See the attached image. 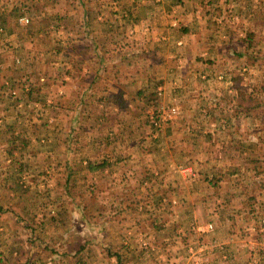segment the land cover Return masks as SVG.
<instances>
[{
	"label": "rangeland",
	"instance_id": "obj_1",
	"mask_svg": "<svg viewBox=\"0 0 264 264\" xmlns=\"http://www.w3.org/2000/svg\"><path fill=\"white\" fill-rule=\"evenodd\" d=\"M138 1L0 0V264H264V0Z\"/></svg>",
	"mask_w": 264,
	"mask_h": 264
},
{
	"label": "crops",
	"instance_id": "obj_2",
	"mask_svg": "<svg viewBox=\"0 0 264 264\" xmlns=\"http://www.w3.org/2000/svg\"><path fill=\"white\" fill-rule=\"evenodd\" d=\"M136 1L138 0H135V2ZM143 1H146L150 5H154L157 9V15H159L160 12H164L165 7L168 12H171L172 10L173 12H177L174 9H177L181 5L184 9V15L191 10L193 20L189 21L193 23H200L208 20H221L224 18L226 12L229 14V20H241L239 15H236V13L234 14L232 0H142L141 2ZM55 2H58V0H49V3H51L52 6L58 7L56 4L53 5ZM63 2L68 6L71 4H75L76 6L80 4V0H63ZM190 2H192L193 5L189 4ZM203 3L204 6L200 7ZM181 13L182 11L179 10L177 15H173V20H169V18L166 20H142L149 24H146L147 27L139 32L138 36L141 38L137 44L139 48H143L145 52L152 51L154 53H159L172 49L176 45L181 47L184 44L183 38L187 35L184 36L179 34L178 39L174 38L175 32L177 33L176 30L181 22L186 21L181 20ZM204 16L205 20H202ZM171 32H174V34L171 35ZM191 38L194 43H197L196 39H199L197 38L196 32L192 33ZM222 38H224V35ZM200 43L201 41H199V44ZM252 177L256 179L255 176ZM260 178H264V176H260ZM261 187H264V182Z\"/></svg>",
	"mask_w": 264,
	"mask_h": 264
},
{
	"label": "trees",
	"instance_id": "obj_3",
	"mask_svg": "<svg viewBox=\"0 0 264 264\" xmlns=\"http://www.w3.org/2000/svg\"><path fill=\"white\" fill-rule=\"evenodd\" d=\"M86 16V15H85Z\"/></svg>",
	"mask_w": 264,
	"mask_h": 264
}]
</instances>
